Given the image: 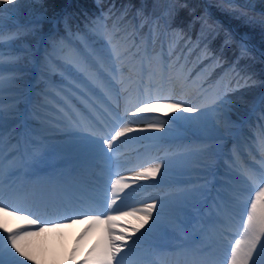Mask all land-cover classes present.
<instances>
[{"label":"snow or ice","instance_id":"1","mask_svg":"<svg viewBox=\"0 0 264 264\" xmlns=\"http://www.w3.org/2000/svg\"><path fill=\"white\" fill-rule=\"evenodd\" d=\"M119 40V33L113 32L112 38L109 40V44L112 47L107 58L110 62L108 67L111 71V80L120 84L123 91L130 95L128 85L131 83L133 75L140 77V82H143L145 60L141 59L139 68H137L135 61L139 59V54L133 52L131 48H122ZM113 41H116V43ZM145 58L147 59V75L149 79V86L144 90L146 98L141 99L137 96L131 108H125L126 113L132 111V108L135 109L132 112L133 115L151 113L157 103H171V107L174 109H179L183 113L189 114L187 116L175 117L174 121L184 120L191 124L198 123L205 116V109L212 112L219 111L228 103L224 96H216L204 104H192L183 100L172 101L167 96L152 95L150 91L152 81L157 78L161 82L167 80L169 83L180 84L186 83L188 78L183 74L182 65L174 72L172 66L166 64L162 57L149 56L147 51H145ZM83 71L87 76V80L78 79L76 85L72 86L73 93L77 94L76 97L74 98L73 95L65 94L66 98L62 107L65 114L70 118H72V112L80 106L77 104L78 98H82V102L90 105L91 109L99 110L96 102L91 100L87 92L84 91V89H88L93 95H97L94 88L90 86L89 81L91 85L99 88L109 99H118L119 97V92L115 89L112 82L99 70L95 73L89 69H84ZM125 71L129 73L127 78L123 75ZM117 73H119V76ZM4 83L5 81L0 77V90L3 89ZM113 93H115V96H113ZM146 122L148 123V127L158 129L163 128L165 123L162 120H153L151 117L146 118ZM3 123L4 111L0 108V152H2L4 142ZM129 123L134 122H128L125 118H119V123L112 128L111 132L100 136L97 133L98 131L102 132L103 129H98V127H94L91 124H80V127L86 133L78 139V146L85 163L89 160L99 161L103 165L101 171L106 172L108 176L107 180L103 183V196L100 198L88 197L86 200H77L71 209L63 207L62 211V206L52 205L58 213V218L55 220H43L39 215L31 212H24L23 215H19L17 218L24 220L27 228L9 230L6 225L3 227V231L7 233V236H0V264H24V260L33 261V256L28 251L26 241L48 229H61L66 224H73L82 220H87L89 223L78 237V242L83 240L93 229L100 228L101 226H104L103 231L105 233L89 250L82 264H153L150 255L152 249L156 246L148 243L144 251L138 250L135 246L142 241H146L154 231L160 230L163 232L166 230L167 225L162 222L165 205L163 202H160L159 211H156L155 216H153L154 210L158 207L156 202L145 203L143 207L139 208L134 206L126 207L124 206V201L131 193L123 197L121 193L124 192V189L131 188L137 181L148 180L149 178L155 179L161 172L162 165L161 163H155L152 166L140 165L139 170H131L133 171V175L130 178L131 182H128L123 174L119 172L115 174L119 178H112L111 170L113 166H118L115 164L114 153L116 148L114 144L119 138L133 131V128L129 127ZM255 152L259 153L258 160L254 154ZM249 155L252 156L253 161L259 167L256 168L247 164L236 166V162L233 161L229 165L230 170L225 173L224 182L220 185L229 197L238 194L235 188L236 184L246 183L250 186L248 188V198L243 201L244 209L242 215L244 218L241 222L242 233L240 234V238L235 239L234 243L231 244L229 249L230 257L225 260V264H258L255 257H264V244L261 243L262 238H264V129H262L261 135L258 138L256 148L250 151ZM3 174V163L0 162V189H2L3 185ZM198 194L203 195V190L196 189L190 191L187 193V198L195 200ZM2 195L3 192L0 190V196ZM20 195L26 197V194ZM224 198V196H221V199ZM118 201H120L119 204ZM33 202L43 205L46 209L48 207L47 202L42 199L37 201L33 197ZM21 211L22 209L19 208L9 210V206L0 202V212H4L5 215L17 216ZM128 217L137 219L139 223L132 228L118 223V221ZM149 221H152L151 227L145 232H141V229ZM218 222L222 223V221L216 220L209 221L210 225ZM117 228H119V231H116ZM137 233H140V235L136 239H133V236H136ZM258 245L259 250L257 248ZM73 251L75 252V249ZM195 264H216V261L211 254L207 256L201 254V258L195 261Z\"/></svg>","mask_w":264,"mask_h":264},{"label":"trees","instance_id":"2","mask_svg":"<svg viewBox=\"0 0 264 264\" xmlns=\"http://www.w3.org/2000/svg\"><path fill=\"white\" fill-rule=\"evenodd\" d=\"M29 1H33L30 4L33 8H38L36 13L45 12L49 18L61 15L60 27L65 19L75 26L62 11L67 6L81 28L87 29L88 23L100 22L110 26L113 18L115 21L128 18L129 24L134 22V31L140 35L144 33L146 24L160 14L151 20L149 36L157 40L164 27L163 49L173 40L182 45V49L188 48V58L194 65L207 66L208 80L222 76L221 90L230 87L225 94L235 101L238 108L245 107L244 112H247L264 90V61L254 50L243 46L239 38L252 42L264 54V14L256 12L264 11V0H236L238 5H226L224 0ZM52 3L55 8H51ZM205 4L208 11L204 9ZM25 13L24 8H17L19 19L28 18ZM259 106L255 110L258 122L264 113V95Z\"/></svg>","mask_w":264,"mask_h":264},{"label":"bare ground","instance_id":"3","mask_svg":"<svg viewBox=\"0 0 264 264\" xmlns=\"http://www.w3.org/2000/svg\"><path fill=\"white\" fill-rule=\"evenodd\" d=\"M38 17H42V16H38ZM46 18H49V17H46ZM89 60L91 61L92 58H89ZM107 79L111 81L110 77H107ZM148 86L149 85L141 86L139 84H134V86L130 89L131 91L130 95L124 93V96L122 98L123 100L121 99V101L119 102L120 103L126 102V104H130V107H131L132 104L135 103L137 96H139L141 99L146 98V96L144 95V90L148 88ZM166 86H170L174 88L173 92H171L172 97L164 93L166 90L165 88ZM165 87L164 89H161L159 93L155 92V88L153 89L151 88L150 89L151 94L167 96V97H170L172 101H175L177 100L176 98H174L176 95H178L179 93H183V94L185 93L183 95L184 99L189 100L190 103L192 104L207 103V101L211 100L214 96L213 90L209 92H204L203 88L200 87L194 79H192L190 83L185 86H182L180 84L176 85V83L166 82ZM50 96H53V95L51 94ZM113 96H115V94ZM99 100L100 101H98L97 103L99 110L97 112L99 115H101L100 118L108 119L110 123L114 125L115 122H113L111 119V111L114 110L113 107H111L112 99H109L108 96H105L103 94L102 96L99 97ZM233 104L235 103H233L232 101V105ZM122 107L123 106H121V108ZM227 108H228V103L223 108H221L219 111L212 112V111H207L205 109V116L198 123H191V126L197 128L200 125V129L201 128L204 129V132L201 135L202 138H209V137L224 138L227 134V131L231 130V122H229L228 120L233 118L228 113ZM132 111L134 112L135 109L132 108ZM132 111H130L129 117L131 116ZM156 111H159V113H156ZM79 113H80L79 117H82V121L84 123H88V124L95 126L94 120H93L95 118L92 115H90L88 111L86 112L84 110L79 109ZM153 113H156L158 116H154ZM149 114L150 115H146V113H139V115L142 118L143 117L149 118L152 115L151 118H154L155 120L164 121L165 123H164L163 128H159V129L150 128L148 127V124L142 125V126H131L129 124V127L133 128V131L131 133H127L124 137L119 138V140L123 139V145L122 146L120 145L119 140H117L114 144V147L116 148L114 157H115V160L118 162L117 165L122 166V168L124 169L122 174L129 171L130 172L129 174L132 177L133 171L131 170H139L141 161H144L150 155H153L152 153L158 152L160 148H164L168 143L174 142L179 139L180 135L183 134V132H180L177 130L179 122H182L185 125H187L188 123L187 121H184V120H176L175 122H173L175 117L186 116V113H183L182 110L174 109L173 107H171V103H157L155 105L154 110ZM104 115H106V117H103ZM209 116L215 117L216 119L215 127L212 125L206 126L208 120L209 122L212 120V118H209ZM86 117H89L91 119L84 121ZM135 119H138V118H135ZM98 121L99 120H97L96 118L95 123H97ZM41 146H42V142L39 139H37V148ZM219 146H223V142H219ZM239 146H240L239 144L232 142V145L230 147L237 150V147ZM123 147L128 148V150L123 149ZM140 147H143V148L140 149ZM147 155L148 157H146ZM119 156L120 158H117ZM81 158L82 160L76 162L75 165L72 166V169H75V170L77 169L75 174L66 173V167L61 166L58 170L60 172L58 176H56L55 178H51L50 181H45L40 184H37L35 178L32 180H28L27 184L31 185V187L33 188V192L35 195L34 197L36 198V200L39 201L42 199L49 204L52 203L49 197L41 196L40 192L42 190H45L46 194L49 195V188L51 189V185H55L58 183H60L62 187V189H59L58 191L59 194H61L62 191H67V192L73 191L71 190L73 189V187H79L81 185L79 181H75L76 176H79L80 179L85 178L86 176L90 177L91 179H94L93 183L95 185L96 190L103 193V191H100L99 185H103L104 183V180H102L105 177L104 174L103 173L99 174V173L90 171V169L92 168V165H94L96 161L89 160L87 163H85L84 157L82 156ZM114 169H115V166H113V170ZM201 171H203V167H193V168H188V169H183V170H164L160 172L155 179L149 178L148 180H141V181L135 182L131 188L124 189V192H122L121 195L125 196L128 193H131L132 195L135 192V190L137 191V189L139 190V189L145 188L146 185H153L150 191L152 193H155V195L148 196L147 199H144L143 201L140 200L134 207L139 208V207H143L145 203L156 202L158 204V207L153 212V216H155V212L159 211V203L163 202L165 207H164V212L162 216V222L164 223L163 218L165 217V215L166 214L173 215V212H175L177 208L175 207V203L172 202V200L159 199L160 194L158 192L169 186L176 187L180 183H188L196 178L197 172H201ZM68 180H71V182L72 181L75 182L73 187L72 186L64 187L65 181H68ZM127 181L131 182V180L129 179ZM157 185H160V186L157 187ZM0 190H2L3 192L2 196L10 197L13 203H16V204H18L17 202L21 201L19 198H22L20 196V191L27 192L26 187H24L23 190L16 191V193L12 195H9L8 191L4 189L3 187ZM131 195L130 196L128 195V197H131ZM24 201L27 202L26 205H28L29 207L26 206V210L22 209V211L19 212V215H23L24 212H31V213H35L36 215H39L41 219H46L45 214L47 213L46 210L50 209L49 207H47V209L42 211L40 207L43 205H40L39 203H34L33 197L29 200V202L27 198L26 199L24 198ZM54 214H55L54 212H50L49 217H53ZM118 223L128 228H132V227H135L139 223V221L133 217H128V218H125L124 220L118 221ZM5 225L9 229L27 228L26 222L19 218H15L11 220L5 218L4 220L0 222V229L1 227H4ZM151 225H152V221H149V223L145 225L144 228L141 229V232H145L149 227H151ZM229 225L231 226V224H227L226 229H229L230 227ZM76 227L77 226L74 223L66 224L65 227H63L61 231L58 233L53 232L51 229L42 232L39 235H36L30 238L29 241H26V244L28 245V251L33 256V259H39L41 264H72L73 262L70 261V257L66 261V255H65L66 250L69 246H71L70 255H76V258H79L78 256L81 254L83 255V251L87 247V244L91 240V238H96V241H95V244H96L97 241L105 235L103 228L101 226L100 228L93 229L92 234H96L95 236L91 237L87 235L84 237L83 240H80L79 242H78V238L72 241L71 238L76 232V229H77ZM116 231H119V228H117ZM197 234L199 237L201 236L200 231H198ZM139 235L140 233H137L136 236H133V239H136V237ZM158 235H160V230L154 231L151 234V236L147 238L146 241H142L140 244L136 245L135 247L138 250L143 251L145 248H147L145 244L152 241L153 238L158 237ZM208 235H211L209 231L206 236ZM211 239H213V237ZM209 242H206L204 244L208 247H207V251H205L203 255L207 256L211 254L213 259L216 261V264H220L222 259L224 258L222 256L225 251L226 240L225 239L221 240L219 247L216 246L217 241L213 247H210L208 245ZM74 249H75V252L73 251ZM89 250H87V252L84 254L85 257L88 255ZM83 260L79 261V264H82Z\"/></svg>","mask_w":264,"mask_h":264},{"label":"rangeland","instance_id":"4","mask_svg":"<svg viewBox=\"0 0 264 264\" xmlns=\"http://www.w3.org/2000/svg\"><path fill=\"white\" fill-rule=\"evenodd\" d=\"M3 1H5L7 4L8 3L14 4L15 6L20 7L21 9L24 8V10L26 11L25 14H27L28 17L31 16L29 13H32V15H34L36 12H38L37 11L38 8H33L31 6L32 5L31 3H33V1H31V2L29 0H3ZM38 1H40V0H38ZM21 3H24V4H21ZM0 4L4 5V3L2 1H0ZM9 6H11V5H9ZM55 6L56 5L54 3L51 4V8H55ZM27 8L29 10H27ZM27 15H25V16H27ZM37 15L38 16L43 15L44 17H46L45 12L36 13L34 16L37 17ZM4 28H5L4 26L1 27V29H4ZM101 29H102V33H104V31H106V29L104 27H102ZM115 29L119 30L120 26H118V27L116 26ZM29 30L33 34H35V33L38 34V33L42 32V31H37L36 29L33 28V26H31L28 28V30L22 29L20 27L13 29V30H6V32H4V38H2V39H1L2 35H0V64H8V63H11V61L23 63L22 59H24L26 57V54L23 52H17V53L13 52V49L9 48L10 45L8 43H16V40L14 37H21V40H23L24 43H27V45L29 43L30 45H28V46L31 47V45L33 44L34 41H32V43H31L32 39L27 38V36L29 34ZM119 33H123V31L119 30ZM42 39H43L42 37H39V39L34 43L33 49L34 48L35 49L36 48H40V49L43 48ZM119 43H120V41H119ZM58 45H60V44H58ZM99 48L103 49L104 46H99ZM56 49L57 48L50 50V52L52 54L51 58L56 60L60 67H65V69H68V71L66 73L68 75H70L71 77H73V79H74V80L69 79V82H66L71 87V91H70L69 95H73V96L77 95L76 93H73L72 86L76 85V83H77L76 80L82 79L83 74L81 73V71H83L84 69H89L93 73H95L97 70H99V72L101 71V73H103L105 77H106V74H108L111 77V74L108 71L103 70L104 67L109 68L108 66L110 65V62L107 60L106 62H104L102 64L100 56H98L96 54L93 55L94 52L91 49H89L88 47H85L82 50H80V54H79L80 60L78 59L77 56H74L73 54L72 55L70 54V56H69V55L64 54V53H62V54L58 53V51ZM105 49L108 51H111V47L109 48L108 45L105 47ZM30 51H32V50H30ZM101 51H103V50H101ZM87 53H89L92 57V61H90L88 59L87 60L93 65V67L88 66L87 63L85 61H83V59H82V58H85L84 54H87ZM107 53H109V52H107ZM105 54L106 53H104L103 54L104 56H102L104 58L103 60H106V57L108 56L107 54H106L107 56ZM149 56H155L158 58L156 53L149 54ZM10 57H11V61H9L7 59ZM129 59H130V57H129ZM141 59L145 60L144 66H146V69H145V72H144L142 79H143L144 83L149 84V79H148V75H147L148 65H147V59L145 58V56L139 57V59H137L135 61V63L138 67V65H140ZM69 63H72L74 68H71L72 66H69V67L65 66L66 64H69ZM23 64H25V63H23ZM168 65H171V64H168ZM43 68L45 71L54 73L56 75V71L50 70L49 66L47 64L43 65ZM75 68L80 69L81 71L75 70ZM172 68H173V71H176L178 69V66H176V64H175L174 66H172ZM34 70L37 72V69H34ZM125 73L127 76L129 75V73L127 71H125L124 74ZM117 75H118V73H117ZM84 76H85V80H87V76L85 75V73H84ZM1 77L5 81V83L3 85V89H9V88L17 87L18 85H22L24 83L25 79L28 77V75L27 74H20L19 75L16 73H8V74H5ZM133 77H134L133 79L136 82L137 81L140 82V79H141L140 77H137L135 75H133ZM192 79H194L199 84V86L203 87L205 92H209V91L213 90L214 97L217 96L218 82L215 81L213 83L208 82V83L204 84L203 83L204 78H203V70L202 69L198 70L192 76L188 77L187 82L184 84H181V85L185 86V85L189 84L190 80H192ZM66 80H68V79L62 78V79H60V83L65 82ZM89 84H90V81H89ZM165 84H166V80L163 82L155 81V80L152 81V86L155 87L157 92H160L161 89H164ZM49 88L52 89L51 86ZM94 88H95V86H94ZM165 88H166L165 93H169V92L173 91L172 87L168 88L166 86ZM2 90H0V92ZM95 91H100V89L95 88ZM56 93L58 94V96L60 98L61 93L58 90L56 91ZM37 95H40V94H37ZM13 96L17 97L18 100L13 101V102H6L5 101L6 98H4L2 101H0V108H2V110L4 111L3 126L11 125L16 121L15 114L17 113L18 109L20 108V103H21L20 100L22 98V92H19L18 94H14ZM179 100L186 101V100L182 99V96L179 98ZM226 100L228 101V108H227L228 113L233 118L230 117L231 119L228 120L229 122H231V130L227 131V134L224 138H216V137L202 138L201 135L203 134L204 129L203 128L200 129V125L196 128V127L191 126L190 123H187V125H185L184 123L179 122L177 130L180 132H183V134L180 135L177 142H175L173 144H178L177 145L178 147L176 146L177 147L176 149L180 150V151H178L176 153H163L161 155H158L155 158V161L153 162V164L161 163V165H162L161 172L164 170H173V169H170L171 166L189 165L187 167V169L193 168V167H203V171L196 173V176H200V178H203L206 176V180H210L211 177L213 176V177L217 178V180H218V178L224 177L223 163L225 162V155H227L228 153H230V151L233 150V148L229 146V143L232 140H234V141H238L239 143L245 144V140L243 139L242 135H243L244 131L246 130V127L249 125L246 117H240V115L243 114L245 107L238 108L235 104L232 105V101H230L227 98H226ZM187 102L190 103L189 101H187ZM233 102H235V101L233 100ZM238 109H240L241 112L236 114L235 112L236 111L238 112L239 111ZM157 112L159 113V111H157ZM42 113H44L43 108L36 110L37 115L41 116ZM122 114L124 116V113H122ZM159 115H161V114H159ZM187 115H189V114L186 113V116ZM135 117H138V115H136ZM209 118H212V120L210 122L208 120L206 126L212 125L215 127L216 126L215 117L209 116ZM138 120H140V122ZM138 120L135 122L136 126H142V125L148 124L146 122V119H144V118L138 119ZM28 122L33 127V129H35V130H38L40 128H44V129L48 128V130L52 131V129H50L46 125V123H44L45 120L37 119L32 114L28 115ZM49 125H51V124H49ZM66 127H67L66 125H61V124L59 125V129L63 130V131H65ZM15 130H16V128H14V127L7 128V132L3 135L4 138L6 137L7 139H9L10 142L13 143L12 140L14 139ZM39 134H46V133H45V131H41V132H39ZM55 141L60 142V144H64L63 139H58ZM65 141H67V143L74 142V141H72V139H69V138H67V140H65ZM219 142H223V146H219ZM247 143H249V142H247ZM173 144H171L170 146H172ZM6 145H7L6 140H4L3 146H2V152H0V156L3 155L6 157V159H8V157L10 155H13L15 151H14V149H10V150L6 151V149H4L5 148L4 146H6ZM9 145H10V143H9ZM65 145H66V143H65ZM8 146H6V148ZM61 147L64 148V146H61ZM70 152H74L76 154V156L73 159L67 160L69 163L72 162L73 160L76 161L77 159L81 158L80 155L77 153L78 150H76L75 148H71ZM217 154H220V156L216 157ZM254 154L257 156L258 152H255ZM249 158H252V156L249 155L246 158V160H251ZM153 164H150V165H153ZM18 165H22L24 167V171H26V172L29 171L28 165H26L25 160L22 163L20 160H18L16 158H12L7 166H8L9 171H10L14 168H17ZM208 174H211V175L208 176ZM192 185L193 186H186V187H183L182 189L173 190L170 194H172L174 196H168L165 199L172 200V202L177 203L178 206H180L181 203L176 202V199L179 201H184L186 203H189L190 198H187V196H186L187 193H189L190 191L196 190V189H202L203 190V184H201L199 182L192 184ZM220 185L221 184H217L216 188H219ZM247 186L248 185L246 183L236 184L235 188H240V189H242V191H237L238 194L227 198V202L229 204L231 211L233 213H235L236 215H238L239 217H241L242 213H243V207H244L243 201L248 198ZM204 190L206 191L205 186H204ZM198 195H197V198H198ZM0 202H2L4 205H8L10 203V201L5 200V199H3V200L0 199ZM207 204H209V202ZM195 211L196 210H192L191 212H195ZM208 212L209 211L206 210L205 214L210 215V213H208ZM2 215H4V212H0V217ZM166 218L167 217L165 216L163 219L165 220L166 225H168V224H170L169 221L171 222L172 217H169L167 219ZM197 227L199 228V225ZM170 228H172V227H170ZM198 228H197V230H198ZM214 231L219 233V229L214 228ZM3 232L4 231H0V236H5L7 234V233H5V232L3 233ZM241 233H242V231H241ZM216 237H217V235H216ZM239 238H240V235L238 238L235 237L232 240L233 243H234L235 239H239ZM200 239L202 241V238H200ZM261 243L264 244V238H262ZM257 248L259 250V245L257 246ZM228 255L229 256H227L226 258L230 257V253ZM255 258L257 259L258 264H264V257L256 256ZM20 259H22V257H20ZM225 260L226 259H224V264H225ZM33 261H37V259H33ZM27 262L28 263H26L24 261V264H29V262H32V261L27 260Z\"/></svg>","mask_w":264,"mask_h":264}]
</instances>
